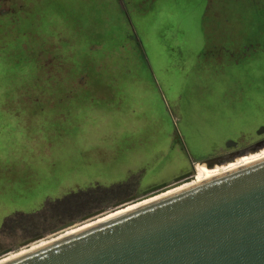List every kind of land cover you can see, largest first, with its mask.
I'll return each mask as SVG.
<instances>
[{
	"label": "rangeland",
	"instance_id": "obj_1",
	"mask_svg": "<svg viewBox=\"0 0 264 264\" xmlns=\"http://www.w3.org/2000/svg\"><path fill=\"white\" fill-rule=\"evenodd\" d=\"M262 127L264 0H0V263Z\"/></svg>",
	"mask_w": 264,
	"mask_h": 264
},
{
	"label": "water",
	"instance_id": "obj_2",
	"mask_svg": "<svg viewBox=\"0 0 264 264\" xmlns=\"http://www.w3.org/2000/svg\"><path fill=\"white\" fill-rule=\"evenodd\" d=\"M264 134L262 127L258 135ZM227 147L236 146L228 141ZM264 149V142L200 162L229 165ZM253 154V153H252ZM197 165L195 167L197 168ZM191 179L177 178L175 184ZM162 184L144 197L162 192ZM132 197L113 211L136 203ZM98 211L82 223L107 215ZM75 227L55 229L57 238ZM26 242L29 247L43 240ZM11 250L0 253V258ZM0 264H264V158L108 218Z\"/></svg>",
	"mask_w": 264,
	"mask_h": 264
},
{
	"label": "flooded vegetation",
	"instance_id": "obj_3",
	"mask_svg": "<svg viewBox=\"0 0 264 264\" xmlns=\"http://www.w3.org/2000/svg\"><path fill=\"white\" fill-rule=\"evenodd\" d=\"M236 142V141H235ZM261 142H264V139H261L260 141H257V142H255V143H253L251 146H253L254 144L256 145V144H258V143H261ZM251 146H249V147H251ZM226 147H227V145H226ZM249 147H247V148H249ZM228 148V147H227ZM244 149H246V148H244V147H242V145H240L238 142H236V146H233V147H231V148H228V151H222V152H220V153H218V154H216V155H214L213 157H210V158H208L207 160H211V159H214V158H219V157H222V156H229V155H232V154H234V153H237V152H239V151H242V150H244ZM252 153H254V152H252L251 151V155H249L250 157L251 156H253V155H263L264 154V149L263 150H261L260 152H257V153H254V154H252ZM257 159V158H256ZM207 160H205V161H207ZM205 161H202V162H205ZM253 161H251V160H248V159H245V160H243V162H242V164L244 163V164H247V163H252ZM234 165H240V164H234ZM234 165H232L230 168H229V170L230 169H232V167L234 166ZM218 171V170H217ZM217 171H207V170H203V172H201L202 174H203V177H199L198 178V181H199V179H204V178H206V179H208V178H210V177H212ZM221 172L222 171H225V170H220ZM220 172V173H221ZM197 173V174H196ZM195 174L196 175H198L199 173L197 172V168L195 167V163H194V165H193V163L191 164V169H188V170H186V171H184V172H182V174L179 176V177H181V176H185V175H190L191 176V179H194L196 176H195ZM179 177H175L174 178V182H175V180L177 179V178H179ZM190 180V179H189ZM197 181V182H198ZM196 182V183H197ZM162 184H166V185H170V184H172V183H170V181H164V182H162L161 184H156V185H154V186H152V188H154V187H156V186H159V185H162ZM151 187H150V189H152ZM150 189H148V190H150ZM147 190V191H148ZM146 192V191H145ZM144 194V193H143ZM124 198H125V196H124ZM136 208V207H135ZM134 209V208H133Z\"/></svg>",
	"mask_w": 264,
	"mask_h": 264
},
{
	"label": "bare ground",
	"instance_id": "obj_4",
	"mask_svg": "<svg viewBox=\"0 0 264 264\" xmlns=\"http://www.w3.org/2000/svg\"><path fill=\"white\" fill-rule=\"evenodd\" d=\"M260 152V151H259ZM249 156V155H248ZM248 156H245V157H248ZM245 157H242V158H239V159H237L235 162H233V163H230L229 165H224V166H216V168L215 169H210V168H208L207 167V165L206 164H203V165H197V172L198 173H201V172H203V170H207V171H217V170H225V171H222V173H226V172H228V171H232V170H234V169H237V168H239V167H242V166H244V165H247V164H250V163H247V164H242V162H243V160H244V158ZM264 158V156L263 157H259L258 159H254L253 160V162H255V161H258V160H260V159H263ZM234 164H240L239 165V167H237V168H232V169H230L229 170V168L232 166V165H234ZM222 173H220V172H216L212 177H216V176H218V175H221ZM212 177H210V178H212ZM210 178H208V179H210ZM208 179H206V178H204V179H202V180H200V181H198L197 183H199V182H202V181H205V180H208ZM196 184V183H195ZM194 185V184H193ZM192 186V185H191ZM190 187V186H189ZM187 188V187H186ZM180 191V190H179ZM170 195V194H169ZM167 196V195H166ZM165 197V196H164ZM160 199V198H159ZM158 200V199H157ZM155 201V200H154ZM153 202V201H152ZM149 203H151V202H149ZM146 204H148V203H146ZM146 204H143V205H146ZM142 206V205H141ZM139 207V206H138ZM137 208V207H136ZM136 208H134V209H136ZM134 209H131V210H129V211H132V210H134ZM126 212H128V211H126ZM126 212H123V213H126ZM123 213H120V214H123ZM120 214H117V215H120ZM117 215H114V216H112V217H115V216H117ZM111 218V217H110ZM108 219V218H107ZM106 220V219H105ZM104 221V220H103ZM101 222V221H100ZM99 223V222H98ZM97 224V223H96ZM95 225V224H94ZM92 226V225H91ZM90 227V226H89ZM87 228V227H86ZM85 229V228H84ZM82 230V229H81ZM80 231V230H79ZM77 232V231H76ZM76 232H74V233H76ZM73 234V233H72ZM69 235H71V234H69ZM66 236H68V235H66ZM65 237V236H64ZM63 238V237H62ZM46 245V244H45ZM37 249V248H36ZM24 254V253H23ZM22 255V254H21ZM20 256V255H19ZM9 261V260H8ZM6 262V261H5ZM4 263V262H3Z\"/></svg>",
	"mask_w": 264,
	"mask_h": 264
},
{
	"label": "trees",
	"instance_id": "obj_5",
	"mask_svg": "<svg viewBox=\"0 0 264 264\" xmlns=\"http://www.w3.org/2000/svg\"><path fill=\"white\" fill-rule=\"evenodd\" d=\"M102 194H103V193H102ZM106 194H112V193L107 191ZM112 195H113V194H112ZM89 205H90V206H89ZM89 205H87V206H89V207H86V208H85V211H86V212L89 211V210H91L90 207H91V205H94V203L89 202ZM74 210H81V206H80L79 208L73 209V211H74ZM68 215H69V214H66L65 216L68 217ZM61 216H64V214L61 215ZM70 216H71V215H70ZM71 220H72V219H71ZM38 235H39V232H37V231H36L34 234L31 233V236H32V237H36V236H38Z\"/></svg>",
	"mask_w": 264,
	"mask_h": 264
}]
</instances>
